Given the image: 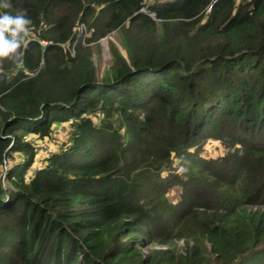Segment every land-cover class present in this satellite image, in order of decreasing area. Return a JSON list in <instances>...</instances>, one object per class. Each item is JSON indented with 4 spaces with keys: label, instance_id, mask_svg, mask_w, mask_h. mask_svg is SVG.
I'll return each instance as SVG.
<instances>
[{
    "label": "trees",
    "instance_id": "obj_1",
    "mask_svg": "<svg viewBox=\"0 0 264 264\" xmlns=\"http://www.w3.org/2000/svg\"><path fill=\"white\" fill-rule=\"evenodd\" d=\"M20 10L0 264H264V0H0ZM114 29L125 53L109 41L98 76L87 44ZM55 122L68 136L31 172L27 136ZM208 138L225 151L202 155Z\"/></svg>",
    "mask_w": 264,
    "mask_h": 264
},
{
    "label": "rangeland",
    "instance_id": "obj_2",
    "mask_svg": "<svg viewBox=\"0 0 264 264\" xmlns=\"http://www.w3.org/2000/svg\"><path fill=\"white\" fill-rule=\"evenodd\" d=\"M79 29L84 30L85 25L80 24ZM85 32V34H89L88 29H85ZM109 41H113L121 49V51L125 53L124 49L118 41V31L116 29L110 31L109 33L100 37L96 41L87 44L92 51V59L95 63L98 76L103 75L104 71H106L111 64ZM68 131L69 126L67 123L55 122L53 132L49 136L44 137L43 139H39L34 134H28L27 137L29 138L30 142L33 144L37 152L35 156V162L30 168L31 172L34 170V166L38 165L44 156L51 154L52 149L60 147L61 143H64V140L68 136ZM198 149V151L205 156H216L222 154L225 151L224 144L216 138L206 139L199 145ZM10 155V158H8V156L6 155V167L11 158H20L22 156V153L14 151ZM2 170H4L3 165L1 166V171ZM178 192L179 187H172L167 194L170 198H175ZM178 243L180 244L181 241H179Z\"/></svg>",
    "mask_w": 264,
    "mask_h": 264
},
{
    "label": "clouds",
    "instance_id": "obj_3",
    "mask_svg": "<svg viewBox=\"0 0 264 264\" xmlns=\"http://www.w3.org/2000/svg\"><path fill=\"white\" fill-rule=\"evenodd\" d=\"M10 3L5 4L3 8H10ZM31 23L30 18L27 17L25 10H20L16 15H10L5 12L0 15V60L8 57L10 53H13L17 48L16 37L20 32L25 33L27 36L29 33L28 27ZM9 32L12 39H5L4 33Z\"/></svg>",
    "mask_w": 264,
    "mask_h": 264
},
{
    "label": "built area",
    "instance_id": "obj_4",
    "mask_svg": "<svg viewBox=\"0 0 264 264\" xmlns=\"http://www.w3.org/2000/svg\"><path fill=\"white\" fill-rule=\"evenodd\" d=\"M72 53H73V51H72ZM8 158H10V155L8 156ZM6 162H7V159H6V156L4 157V159H3V168H4V170H2V179H3V182H5V170H6Z\"/></svg>",
    "mask_w": 264,
    "mask_h": 264
}]
</instances>
